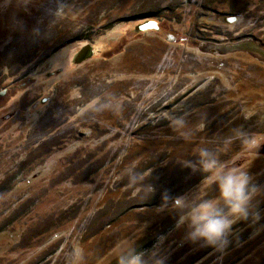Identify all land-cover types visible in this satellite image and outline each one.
I'll use <instances>...</instances> for the list:
<instances>
[{"label":"rangeland","instance_id":"374dc122","mask_svg":"<svg viewBox=\"0 0 264 264\" xmlns=\"http://www.w3.org/2000/svg\"><path fill=\"white\" fill-rule=\"evenodd\" d=\"M237 130L264 132V0H0V264L154 246L166 264H264V195L223 254L157 211L202 181L181 162L231 158ZM249 173L264 185V145Z\"/></svg>","mask_w":264,"mask_h":264},{"label":"clouds","instance_id":"9594fccd","mask_svg":"<svg viewBox=\"0 0 264 264\" xmlns=\"http://www.w3.org/2000/svg\"><path fill=\"white\" fill-rule=\"evenodd\" d=\"M171 122L178 129L185 125L181 117L173 118ZM232 140L239 142L240 151L227 160L221 159L217 152L202 147L197 152L195 162L182 161L184 167L201 173L200 185L195 193L175 198L165 191L161 194L162 203L157 209H167L175 214L176 226L187 229V242L221 254L229 247L234 225L249 220L251 225L259 223L260 201L257 198L264 195V185L258 184L256 177L249 173L252 161L258 157L259 149L264 145V132L237 130L229 142ZM243 161L248 163L242 165ZM208 190L215 194L209 197L206 194ZM147 191L152 195L154 189L147 185ZM166 259L158 246H154L147 256L134 248L120 257L119 264H166Z\"/></svg>","mask_w":264,"mask_h":264},{"label":"trees","instance_id":"16d2710c","mask_svg":"<svg viewBox=\"0 0 264 264\" xmlns=\"http://www.w3.org/2000/svg\"><path fill=\"white\" fill-rule=\"evenodd\" d=\"M152 13H153V11H151L150 13H147V15H140V17L151 16ZM137 19H139V18H136V20H137ZM141 19H142V18H141ZM147 19H148V18H144V20H147ZM144 20H143V21H144ZM89 28H90V27H89ZM96 28H97V27H95V29H96ZM138 32H139V33H142V32H145V31H140V30H139ZM90 39H91V38H90ZM90 39H89V38H86L85 35H83V36H79V37H78V36H77V37H74L73 40H86V41H91ZM197 95H198V94H197ZM187 97H188V96H187ZM197 97H198V96H197ZM189 99H190V98H189ZM189 99H187V100H189ZM191 100H192V99H191ZM154 238H156V237H153L152 239H154ZM152 239H150V240H152ZM151 244H152V242L148 243V245H147L148 248L152 246Z\"/></svg>","mask_w":264,"mask_h":264}]
</instances>
